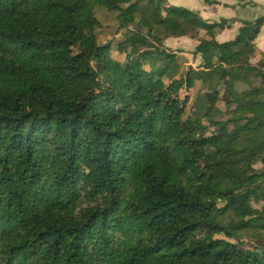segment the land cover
Here are the masks:
<instances>
[{"label":"trees","instance_id":"trees-1","mask_svg":"<svg viewBox=\"0 0 264 264\" xmlns=\"http://www.w3.org/2000/svg\"><path fill=\"white\" fill-rule=\"evenodd\" d=\"M229 26L168 0H0V264H264L239 237L264 229V15L220 43Z\"/></svg>","mask_w":264,"mask_h":264},{"label":"crops","instance_id":"crops-1","mask_svg":"<svg viewBox=\"0 0 264 264\" xmlns=\"http://www.w3.org/2000/svg\"><path fill=\"white\" fill-rule=\"evenodd\" d=\"M172 4H177L180 1H185L187 5V9L194 11L193 6H197L199 4V9H201V14L204 17L203 19L209 22H219L223 19L228 20L230 26L225 30L220 32L217 36V41L220 43L229 42L234 40L239 30L243 27L244 22H254L259 17L264 15V1L263 3L259 1H254L256 6L253 5H245L249 2L245 0H217L220 2V5H207L204 0H169ZM182 8V7H181ZM219 9H222L223 17L218 16ZM195 12V11H194ZM214 14H211V13ZM232 20L238 21L231 23ZM166 46L171 50H185L189 46L190 48L187 51H194L197 42L188 37L182 38H170L165 42ZM255 47L258 52V57L261 54H264V28L262 29L258 38L254 41ZM172 46V47H170ZM186 47V48H184Z\"/></svg>","mask_w":264,"mask_h":264},{"label":"rangeland","instance_id":"rangeland-1","mask_svg":"<svg viewBox=\"0 0 264 264\" xmlns=\"http://www.w3.org/2000/svg\"><path fill=\"white\" fill-rule=\"evenodd\" d=\"M246 2L252 1L254 2L255 0H245ZM259 1L261 3H263L264 0H256ZM255 3V2H254ZM168 5L170 7H182V8H186L188 4H186L185 1H180L177 4H172L169 0H168ZM195 11V13L200 17V18H204L201 14V9H199V4L197 6H193V8H191ZM219 14H217L218 16H224L223 15V10L219 9ZM211 14H214L213 12ZM98 18L101 20L102 22V26L97 30L98 34H99V38H100V42L101 43H106V42H112L113 43H117V39H116V35H118L117 31L119 30V23L117 20V14L116 13H99L97 14ZM234 22H238L235 20H232L231 23ZM120 40H124V34L122 33L121 36L119 35L118 37ZM172 47V46H170ZM186 48V47H184ZM190 47L188 46L185 50H182L183 53L185 55L188 56V58H190L188 60V62L190 64H193L194 66H198V62L196 60H194L192 53L195 51H187V49H189ZM199 89H195L192 92L193 96H196L199 93ZM219 108L222 110H225V105L223 103H219ZM201 131V130H199ZM259 168L260 165H258ZM262 203H259L257 201H253L252 202V206L255 208H262ZM239 237L241 238V241L245 244V246L249 247V246H261L264 244V229H260V230H254V231H250V232H246L244 234H240Z\"/></svg>","mask_w":264,"mask_h":264}]
</instances>
